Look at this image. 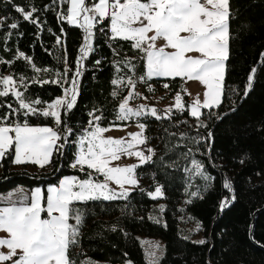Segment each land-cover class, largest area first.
I'll return each instance as SVG.
<instances>
[{"label": "trees", "instance_id": "1", "mask_svg": "<svg viewBox=\"0 0 264 264\" xmlns=\"http://www.w3.org/2000/svg\"><path fill=\"white\" fill-rule=\"evenodd\" d=\"M13 4L25 7L26 11L33 6L38 8L34 17L39 18L40 24L24 21ZM50 4L52 0H12L11 4L0 0V17L6 18L0 26V57L14 61L0 64V75L9 73L17 78L25 77L27 89L22 86L21 91L32 99L46 102L58 97L62 88L58 84L33 81L58 79L56 73H63L65 68L72 69L68 72L70 79L83 43V29L58 19L57 13L66 10L67 5L52 4V8H46ZM230 10L234 13V18L230 17L233 38L230 41L223 102L211 114L208 109H201L203 115L200 121L207 127H200V121L190 116L186 94V110L173 108L170 119L157 120L147 114L141 116L155 155L151 161L136 169L141 183L129 191L126 199L76 205L84 216L79 244L71 250L76 254L77 264H81L86 256L111 262L129 259L131 264H148L139 234L163 240L160 264H264V64L261 63V53L264 52V0H230ZM13 22H18L17 29L8 27ZM108 25L109 21L105 20L103 26L107 28ZM9 32L11 37L5 39ZM57 36L61 37V44L56 43ZM109 44L113 47L119 44L123 54L137 57L133 60L137 75L146 73L145 60L139 59L143 53L133 50L130 42L109 41L97 31L93 42L95 51L84 59L77 105L67 116L68 124L75 129L74 136L69 137L70 141L87 127L90 119L88 112L94 108L103 113L100 125L125 122L117 121L116 116L119 101L128 89L122 87L119 89L120 96L113 98L110 93L115 86L110 82L117 75L132 73L127 68L119 73L115 71L113 62L120 57L113 55ZM18 51L30 56L32 63L41 71L36 72L23 59L15 60ZM96 59L101 60L99 66L94 63ZM254 67L257 72L253 87L245 97L247 78ZM160 82L168 85V92L161 95V99L182 90L183 79L180 77H154L147 83L158 85ZM0 103L16 106L11 96L0 97ZM6 111L7 108H0V115ZM22 119L14 118L16 122ZM27 119L29 124L53 125L51 118L34 116ZM185 139H188L187 142L193 139L190 145L200 152L192 156L203 165L204 176L211 179L192 171L188 163L190 155L184 151L186 146L176 145ZM76 150L75 144H67L63 155L54 153L52 163L44 168L33 164L15 165L9 155L0 166V192L17 185L46 189L57 184L64 175L84 178L83 173L69 166ZM225 179L231 182V192L223 187ZM156 184L162 186L164 195L153 199L148 193ZM192 192L199 195L192 196ZM229 195H234L235 200H231L229 206L221 211L220 202ZM189 200L191 203H188ZM159 201L165 204L163 211L156 205ZM45 215L42 214V217ZM185 215L201 226L205 244L196 243L198 240L183 235L180 223Z\"/></svg>", "mask_w": 264, "mask_h": 264}, {"label": "snow or ice", "instance_id": "2", "mask_svg": "<svg viewBox=\"0 0 264 264\" xmlns=\"http://www.w3.org/2000/svg\"><path fill=\"white\" fill-rule=\"evenodd\" d=\"M7 2L11 4L12 0ZM52 4L67 5L66 10L57 13L58 19L83 29V44L75 61L76 68L70 79L68 72L72 69L65 68L63 73H56L58 79L33 81L60 85L62 95L51 102L26 96L21 91L22 86L27 89L25 77L0 75V97L11 96L16 102L15 107L12 103H0V108L8 109L0 115V166L11 155V162L15 165L33 164L44 168L52 163L54 153L63 155L65 146L71 143L77 146V150L69 166L83 173L84 178L65 176L58 185L46 189L36 187L31 190L30 195L23 194L16 200L12 199V194L0 197L8 204L0 207V264H77L74 258L76 254L71 250L79 244L84 216L76 205L89 201L126 199L129 195L126 185L138 186L136 169L151 161L155 155L152 148L146 149L149 155H145L143 150H136L137 146L147 143V126L144 123L138 124L139 131L128 134L130 140L126 137H107L105 133L120 125L113 123L109 127H102L99 121L102 120L103 113L98 108L88 112L90 119L87 127L73 140H69V137L74 136L75 129L68 124L67 116L77 105L80 78L84 74V59L95 51L93 42L97 31L109 41L130 42L133 50L143 53L139 59L146 61V73L137 75L136 64L133 63L137 57L123 54L119 44L114 47L109 44L113 55L120 57L113 62L115 71L119 73L127 68L132 73L117 75L110 82L115 86L110 93L113 98L120 96L119 89L122 87L128 89L119 101L117 121H128L133 116L145 114L157 120L170 119L173 108L178 111L186 110L180 92L176 93L175 103L165 110L164 116L158 115L155 107L148 108L145 104H140L136 109L130 107L134 97L147 99L137 90L138 82L147 84L148 90L153 91L152 85L147 82L154 77H180L200 82L205 87L204 99L201 100L200 94H197L187 107L190 116L198 121L203 115L201 109H208L211 114L224 98L227 61L233 38L230 17L234 18V13L230 10V0H52ZM52 4L46 5V8H52ZM13 7L24 21L40 24L39 18L34 17L38 8L33 6L26 11L23 6L13 4ZM4 19L6 18L0 17V26ZM105 20L109 21L107 28L103 26ZM18 26V22L8 25L10 29H17ZM61 32L63 33V29ZM11 35L9 32L5 39ZM158 41L162 43L158 45ZM56 43H62L60 36H57ZM20 59L28 62L36 72L41 71L23 51H18L15 56V60ZM11 63L14 61L0 57V64ZM94 63L99 66L101 60L96 59ZM261 63L264 64V52L261 53ZM256 72L255 67L251 69L245 85V97L253 87ZM164 87L167 88L168 85L165 84ZM182 91L191 95L187 89ZM34 116L51 118L53 125L32 126L27 118ZM15 117L24 119L16 122ZM200 127L207 125L200 121ZM125 155L135 156L138 163L124 166L114 163ZM192 165L196 175L204 176L200 162L193 160ZM99 177L103 179L100 180ZM204 178L211 179L208 176ZM110 182L118 186L119 191L110 187ZM223 187L232 191L228 179H225ZM148 195L153 199L163 197L162 186H156ZM191 195L198 196L199 193L192 192ZM231 200H235L234 195L221 200V211L229 206ZM196 243L202 245L206 240ZM150 255L154 256L155 252ZM81 264L98 262L88 258Z\"/></svg>", "mask_w": 264, "mask_h": 264}, {"label": "rangeland", "instance_id": "3", "mask_svg": "<svg viewBox=\"0 0 264 264\" xmlns=\"http://www.w3.org/2000/svg\"><path fill=\"white\" fill-rule=\"evenodd\" d=\"M158 45L160 43H162V41H158L157 42ZM83 44V43H82ZM82 46V45H81ZM79 57V56H78ZM7 75H11L9 73H4L3 76H7ZM65 87H67L65 85ZM182 89H187L188 92L191 93V95H187L185 92H183L182 90H178L176 92H174L173 94H171L170 96L165 97L164 99L158 98L159 103L164 107V108H168L169 106L173 105L175 103V95L177 92H180V94L183 96V104H184V100H185V96L184 94L187 95V100H188V105L191 104L192 100L195 98V96L197 94H200V99L203 100L204 99V91H205V87L198 81H188L185 79H183V84H182ZM62 95V93L58 96L60 97ZM57 98V97H56ZM152 106H150L151 108ZM126 127L125 129L128 128L129 133H134L139 131L140 129L138 128L137 124H134V122L132 121V119H130L128 121V123H126ZM128 133V134H129ZM145 136H146V131H145ZM127 139H131V137L128 135L126 136ZM188 139L185 140H180L176 143V145H185L186 147L184 148V151L187 152V154L190 155V159L188 160L189 166H191V169L193 172H195V169L192 165V161L196 160L198 161V159L194 158L192 156V154L194 155L195 152H200V150L198 148H196L195 146L190 145L191 143L193 144V139L189 140L187 142ZM148 147H144L143 145H139L137 146L136 150H143L145 151V155H149V153L146 151L147 148H152L151 145L148 142L147 139V143ZM191 150V151H189ZM118 162V164H117ZM117 162H114L117 165H131V164H136L138 163V160L135 156H122L121 159ZM199 162V161H198ZM101 178V177H100ZM136 178L138 179V185L141 183L139 181L138 176L136 175ZM59 183V182H58ZM54 184V185H58ZM161 186L160 184H156L154 186V188L152 190H149V192H153L155 190L156 186ZM110 187L117 189V191H119L118 186H116L114 183L110 182ZM127 188H129V191L132 190L133 188L137 187V186H128L126 185ZM163 191V190H162ZM232 195L226 196L228 198H230ZM225 198V197H224ZM157 206H159L161 208V206L164 205L163 203H161V201H159L157 204ZM181 231L183 233V235L191 237L194 240H203L204 239V233H203V229L201 228V226L197 223L196 220H194L192 217H189V215H185L182 219H181ZM199 229V230H197ZM138 239L140 241V244L142 246L143 252H144V257L145 260L148 264H160V260L161 257L163 255V251H164V243L163 240L160 237L157 236H152V235H147V234H139L138 235ZM157 245H159V247H157ZM155 252V255H150V253ZM90 258L92 261L94 262H98V264H128V262L130 261L129 259L121 261V262H111V261H107V260H99V259H94L91 258L89 256L84 257L83 261Z\"/></svg>", "mask_w": 264, "mask_h": 264}, {"label": "built area", "instance_id": "4", "mask_svg": "<svg viewBox=\"0 0 264 264\" xmlns=\"http://www.w3.org/2000/svg\"><path fill=\"white\" fill-rule=\"evenodd\" d=\"M153 87V91H149L147 85L143 82H138L137 90L146 96L147 99H142L141 97H134V99L130 102V107L136 109L140 104H145L150 108V106L155 107L157 109L158 115L164 116L166 108H164L158 101L161 95L166 94L168 90L164 87L165 83L160 82L158 85L151 83ZM132 121L137 125L142 123L141 116L140 117H132ZM145 148L148 147L147 144L143 145Z\"/></svg>", "mask_w": 264, "mask_h": 264}, {"label": "crops", "instance_id": "5", "mask_svg": "<svg viewBox=\"0 0 264 264\" xmlns=\"http://www.w3.org/2000/svg\"><path fill=\"white\" fill-rule=\"evenodd\" d=\"M145 68H146V71H147L146 61H145ZM130 119H132V117ZM128 121H125L124 123L118 124V125H120L119 128H113V130L105 133L104 135L107 136V137H114V138H121V137L128 136L129 130H128V128L125 129V127L127 125L126 123H128ZM134 124H136V123H134ZM30 125H32V126H36V125H40V126H44V125L51 126L49 124H30ZM111 125L112 124L101 125V126L102 127H109ZM117 164H118V162H117ZM65 176H74V175H64V176L61 177V179L64 178ZM99 179L102 180L103 177H101V178L99 177ZM52 185H54V184H52ZM52 185H49V186H52ZM36 187H39V186H35L33 188H29V187L24 186V185H17V186H15L13 188L8 189L7 191L0 192V197H7L9 194H12V199L13 200H16V199H18L23 194L30 195L31 190H33ZM5 206H8L7 202L5 200H3V199H0V207H5Z\"/></svg>", "mask_w": 264, "mask_h": 264}]
</instances>
